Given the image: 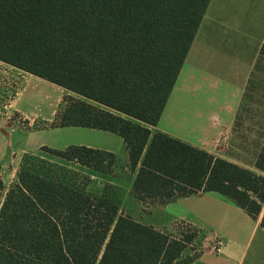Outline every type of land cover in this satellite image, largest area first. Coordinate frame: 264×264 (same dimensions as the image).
<instances>
[{
  "label": "trees",
  "instance_id": "1",
  "mask_svg": "<svg viewBox=\"0 0 264 264\" xmlns=\"http://www.w3.org/2000/svg\"><path fill=\"white\" fill-rule=\"evenodd\" d=\"M209 2L0 0V61L78 97H64L50 128L124 140L138 201L215 192L255 220L263 213L264 230V146L259 175L123 117L158 124ZM41 150L107 175L117 163L85 146ZM119 210L109 197L22 168L0 208V264H190L199 256L184 258L201 235L194 226L157 230Z\"/></svg>",
  "mask_w": 264,
  "mask_h": 264
},
{
  "label": "crops",
  "instance_id": "2",
  "mask_svg": "<svg viewBox=\"0 0 264 264\" xmlns=\"http://www.w3.org/2000/svg\"><path fill=\"white\" fill-rule=\"evenodd\" d=\"M263 44L264 0H210L158 124L153 127L123 117L149 128L152 135L165 134L263 175L255 162L264 146V124L257 125L260 142L252 149H242L234 142L243 102L255 96L264 103V93L251 90L264 86ZM70 95L74 94L0 61V111L4 115L0 116V177L5 185L4 199L18 182L19 171L27 168L30 158H36L70 177L86 178L87 193L109 197L118 203L119 214H128L143 225L169 230L175 223L185 222L197 228L209 245L217 239L223 241L220 254L209 249L190 264H264L263 213L255 220L215 192L165 205L144 204L133 196L137 170H130L129 153L120 136L88 128H50L64 97ZM14 116L26 125L8 123ZM69 146L115 154L113 174H102L41 150ZM246 150L250 152L244 154Z\"/></svg>",
  "mask_w": 264,
  "mask_h": 264
},
{
  "label": "rangeland",
  "instance_id": "3",
  "mask_svg": "<svg viewBox=\"0 0 264 264\" xmlns=\"http://www.w3.org/2000/svg\"><path fill=\"white\" fill-rule=\"evenodd\" d=\"M251 90H254V92L257 90L260 93H264V86H257L251 88ZM72 96L78 98L75 95ZM258 96L261 95L259 94ZM253 99L254 102H252ZM255 100H256L255 96L251 98L249 96L248 100H245L243 102L241 108V118H239V121L237 123V128L239 130V133L237 135H234V142L237 143L242 149H248V148L252 149L255 146L256 142H260V137L258 136L259 133L258 128L262 124H264V103H261L262 101L260 97H257L258 101ZM257 125H259V127H257ZM249 152H250L249 150H246L243 153L247 154ZM27 168L39 174L51 177L58 181L64 180L65 181L64 183L73 185L75 187L78 186L79 188L82 189H84L89 184L86 178L78 177L75 179L74 177H70L67 173H64L63 170L57 167H53L51 165H47V163L36 158L33 159L30 158L27 161ZM3 200H4V193L0 191V206ZM169 231H173V228L171 227ZM209 244H210L209 240H207L205 236L201 234L200 238L196 242L195 247H193V250L186 251L184 255L185 260L194 256V254H200L203 251L209 250Z\"/></svg>",
  "mask_w": 264,
  "mask_h": 264
},
{
  "label": "built area",
  "instance_id": "4",
  "mask_svg": "<svg viewBox=\"0 0 264 264\" xmlns=\"http://www.w3.org/2000/svg\"><path fill=\"white\" fill-rule=\"evenodd\" d=\"M5 100H7V98H5ZM7 103L5 104L4 103V106H6ZM0 116L4 117V115L1 114V111H0ZM15 122L16 124L20 125L21 127H24L26 125V122L18 117V116H14L13 118H11V120L8 121L9 122ZM0 129H1V126H0ZM209 249L215 253V254H220L222 252V249H223V241L220 240V239H217L213 242V244L209 245Z\"/></svg>",
  "mask_w": 264,
  "mask_h": 264
}]
</instances>
